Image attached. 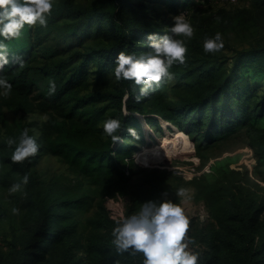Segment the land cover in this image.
<instances>
[{
  "label": "trees",
  "instance_id": "trees-1",
  "mask_svg": "<svg viewBox=\"0 0 264 264\" xmlns=\"http://www.w3.org/2000/svg\"><path fill=\"white\" fill-rule=\"evenodd\" d=\"M137 3L144 4L143 0ZM135 4L132 0H99L89 5L73 0L60 1L57 16L71 20L67 23L68 28L59 29L63 39L68 41L70 37L78 36L80 40L83 35H91L93 27V37L99 39L57 57L54 56L56 50L42 45L41 51L49 57L45 62L35 63L40 53L34 52L36 49H32L22 36L7 41L9 63L0 72L11 81L13 88L10 95L0 96V122L7 130L6 137L0 138V161L10 162L22 177L27 173V187L32 188L36 181L30 173L36 153L22 161L11 160L15 145H8L7 137L18 139L27 125L10 123L4 116V106L15 111L39 109L46 112L48 117L40 124L37 136L40 149L61 156L73 171L85 175L91 183L101 185L107 194L122 191L126 179L118 162L130 155L138 143L145 141L141 118L146 120L149 128L159 127V118H162L168 129L193 138L197 146L213 143L243 127L257 156H264V127L257 125L263 117L264 95L251 103L249 79L244 75L248 70L264 73V45L236 51L229 70L215 61L206 64L194 61V68L186 69L185 65L184 70H174L177 78L190 77L188 83L197 87L191 94L175 99L157 89L137 100L139 85L130 79L117 80L119 87L110 90L88 89L93 81L106 83L115 77L113 69L121 50L140 55L148 42V33L156 32L155 28L149 29L151 21L143 8L134 7ZM49 22L36 27L37 37L47 31ZM75 30L81 31V35L75 34ZM47 35L45 32L39 40ZM17 56L23 63L17 61ZM49 79H55L57 85L51 95L48 94ZM134 112L140 113L141 118ZM109 116L122 120L120 136L128 142L130 147L127 149H122V144L113 147L108 134L106 138L102 137L105 133L103 122ZM128 126L135 127L138 136L128 132ZM29 131L34 134L31 129ZM43 201V198L29 201L31 207L25 218L28 225L21 233V241L16 235L10 255L3 257L0 253V264H85L71 251L70 225L54 219L57 214L49 208L54 203L48 202L43 211ZM231 206L209 239L203 233V239L210 247L194 246V250L201 252L199 264H264V218L260 216L264 206L257 204L255 198L242 196L233 199ZM95 222L106 230L90 239L88 251L98 254L92 264H144L142 251L116 250L112 230L118 221L105 215ZM189 236L195 244L196 236Z\"/></svg>",
  "mask_w": 264,
  "mask_h": 264
},
{
  "label": "rangeland",
  "instance_id": "rangeland-1",
  "mask_svg": "<svg viewBox=\"0 0 264 264\" xmlns=\"http://www.w3.org/2000/svg\"><path fill=\"white\" fill-rule=\"evenodd\" d=\"M60 1L63 0H54V6L47 17L50 21L47 31L44 30L37 37L36 27L39 24L25 25L21 36L32 49H36L34 52L40 53L36 56L35 63L45 62L49 58L41 51L42 45L56 50L54 56L57 57L96 43L99 39L93 37L94 27L90 29L91 35H83L80 40L78 36L70 37L68 41L63 39L59 29L68 28L67 23L71 20L65 16H57V4ZM73 1L89 5L99 0ZM132 1L136 3L134 7H142L150 18L149 29L155 28L158 33L170 32V25L174 22L172 14L182 11L195 26V33L191 38L173 33L177 38L185 39L188 50L184 62L170 67L172 73L176 69L194 68V61L205 64L215 61L229 70L236 51L264 45V0H188L187 3L184 0H175L174 3L171 0H143V5L137 3L139 0ZM50 18L53 19L52 22ZM45 32L48 35L39 40ZM216 32L222 33L223 47L212 52L205 51V37ZM76 33L81 35V31L75 30ZM147 47L148 42L141 51L144 52ZM185 65L187 66L183 68ZM244 75L248 76L250 84L249 101L255 103L264 95V73L248 70ZM189 81L190 77L177 78L174 73L170 79L154 82L148 92L162 89L168 98L175 99L197 89ZM118 85V81L112 77L106 83L93 81L88 89L110 90L119 87ZM3 113L10 123H25L36 136H39L40 124L48 117L46 112L39 109L22 112L4 106ZM134 113L141 118L140 113ZM161 119L159 118V127L149 128L146 120L141 118L145 126V141L138 143L130 155L118 162L120 169L124 170L126 180L122 184V191L112 194H107L101 185L91 183L85 175L73 171L61 156L44 149L36 153L30 166V173L36 179L32 188L23 184L21 189L10 192L9 188L13 183L22 181V174L10 162L0 164L2 256L10 255L11 243L15 241L16 235L18 241H21V233L28 225L25 218L31 207L29 201L33 198L44 199L41 203L43 211L47 209L48 202L54 203V206L49 205L50 211L57 214L54 219L58 218L61 223L70 225L72 232L68 240L71 251L81 257L85 264H92L98 257V254H90L88 251L90 239L106 230L97 226L95 220L105 218L106 215L119 221L125 215L138 212L145 200L172 199L183 207L190 218L188 236H196L195 244L189 242L193 249L195 245L209 246L206 239H203V233L209 239L220 227L221 221L232 207L233 199L241 196L245 199L255 198L257 204L264 206V156H257L243 127L213 143L197 146L193 138L173 132ZM257 125L264 127V110ZM0 126V138H5L7 130L1 122ZM102 137L106 138L107 134L104 133ZM119 144H122V149L130 147L122 138L113 142L112 146ZM179 187L186 189L184 195L177 193ZM69 200L74 202H66ZM260 216L264 218V209Z\"/></svg>",
  "mask_w": 264,
  "mask_h": 264
},
{
  "label": "clouds",
  "instance_id": "clouds-1",
  "mask_svg": "<svg viewBox=\"0 0 264 264\" xmlns=\"http://www.w3.org/2000/svg\"><path fill=\"white\" fill-rule=\"evenodd\" d=\"M54 6V0H0V69L9 63L10 45L7 41L23 34L25 25H46L48 14ZM173 23L170 32H149L148 47L140 55L121 50L116 56L114 75L116 80L130 79L139 90L137 100H141L154 82L172 78L174 73L169 69L178 62L186 60L188 45L185 39L173 35L183 34L191 38L195 26L184 11L172 14ZM222 33L206 36L203 42L205 51L212 52L223 47ZM17 61L23 63L17 56ZM55 79L48 81V94L56 91ZM13 85L6 75L0 72V96L11 94ZM123 122L119 117H108L103 122V130L112 141L121 139L120 130ZM127 131L138 136L133 126ZM8 145H15L11 154L12 161H22L40 150L37 136L30 134L25 127L18 139L7 137ZM3 161H0L2 164ZM29 180L24 174L22 181L13 183L9 191L15 192ZM177 193L184 195L186 189L179 187ZM19 211V209H16ZM190 218L183 207L172 199H149L142 202L138 212L122 217L112 230V243L118 252L129 250L142 251L144 264H199L201 252L189 246L193 239L188 236Z\"/></svg>",
  "mask_w": 264,
  "mask_h": 264
}]
</instances>
